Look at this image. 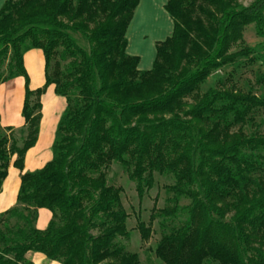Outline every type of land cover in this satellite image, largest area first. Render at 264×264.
<instances>
[{"label": "trees", "instance_id": "trees-1", "mask_svg": "<svg viewBox=\"0 0 264 264\" xmlns=\"http://www.w3.org/2000/svg\"><path fill=\"white\" fill-rule=\"evenodd\" d=\"M201 1L168 0L174 30L149 70L127 52L140 0L4 3L0 85L24 77L25 98L20 138L0 122V192L10 165L23 171L38 141L49 85L66 107L52 159L22 173L16 205L0 213V264H33L31 251L61 264H141L124 242L129 213L123 187L109 177L115 163L140 200L156 173L173 180L165 205L138 222L147 241L158 220L154 252L164 264H264V241L254 245L264 240V134L244 129L264 110V95L222 86L186 100L214 70L254 51L229 52L250 23L264 36V0H206L219 14L208 24L197 14ZM35 48L45 55L46 82L32 89L24 56ZM40 208L52 212L45 229Z\"/></svg>", "mask_w": 264, "mask_h": 264}, {"label": "crops", "instance_id": "crops-1", "mask_svg": "<svg viewBox=\"0 0 264 264\" xmlns=\"http://www.w3.org/2000/svg\"><path fill=\"white\" fill-rule=\"evenodd\" d=\"M7 0H0V9ZM168 0H140L132 20L128 26L126 37L128 39L127 52L132 56H139V69L149 70L153 67L157 55L158 43L166 40L174 30V20L166 9ZM25 67L30 76V87L37 89L46 82V60L42 49L35 48L26 52L24 56ZM24 86V91L22 88ZM24 92V93H23ZM25 98V78L17 77L0 85V115L1 123L6 126H22V107ZM42 120L38 141L26 154L23 171L9 167V173L0 192V213L13 207L17 203V195L21 184V175L43 167L52 159V144L55 131L66 107V99L55 92V85L48 86L42 95ZM16 106L19 119L10 116L11 108ZM21 114V117H20ZM52 212L47 208H40L37 227L45 229L48 226ZM27 259L34 264H61L59 261L48 259L43 253L28 252Z\"/></svg>", "mask_w": 264, "mask_h": 264}, {"label": "rangeland", "instance_id": "rangeland-1", "mask_svg": "<svg viewBox=\"0 0 264 264\" xmlns=\"http://www.w3.org/2000/svg\"><path fill=\"white\" fill-rule=\"evenodd\" d=\"M253 1L254 0H237L239 4L245 6L250 5ZM200 4L204 6L205 11L203 13L197 11V14L203 19L205 24L211 22L212 14L219 16L217 6L213 3L202 0ZM77 37L82 43H85L79 35H77ZM263 46L264 36L258 34L256 24L250 23L246 25L243 30V36L232 45L229 52H239L244 48H250L254 51L248 56L240 55L238 58H235L233 62L214 70L204 82H202L200 89L186 99L187 102L194 103L198 97L208 89L222 86L233 89L235 88L243 92L252 90L258 95H264ZM22 91H24V86ZM15 110L16 106H13L9 115L14 116L17 121L19 119L18 111L15 112ZM253 116L254 121L252 124L245 125L244 129L249 132L258 130L260 133L264 134V110H260ZM1 125L5 128L8 127L2 123ZM22 126H13L15 128L14 135L17 138H20L23 134L21 131ZM7 132L10 133V131ZM109 177L115 184L123 187L122 200L125 209L129 213L128 228L131 231L130 239L124 240L128 250L138 254L141 264H164L154 252V248L162 233L158 220L153 223V233L151 238L147 241L143 240L141 237L138 230V222L143 220L146 223H149L154 206L163 207L165 205L168 196L166 185L173 182L172 178L156 173L154 187L144 196L143 200H140L135 182L129 179L128 173L122 165L118 163L113 164L109 171ZM257 237L259 238V241L254 243V245L255 247H260V241H264L263 234H260ZM262 248H264V246Z\"/></svg>", "mask_w": 264, "mask_h": 264}]
</instances>
